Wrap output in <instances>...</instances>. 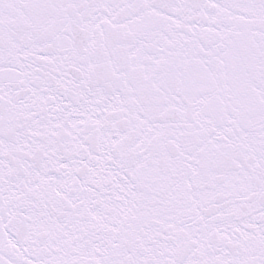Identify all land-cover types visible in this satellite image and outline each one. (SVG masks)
<instances>
[{
    "label": "snow or ice",
    "instance_id": "6c2138e0",
    "mask_svg": "<svg viewBox=\"0 0 264 264\" xmlns=\"http://www.w3.org/2000/svg\"><path fill=\"white\" fill-rule=\"evenodd\" d=\"M0 264H264V0H0Z\"/></svg>",
    "mask_w": 264,
    "mask_h": 264
}]
</instances>
